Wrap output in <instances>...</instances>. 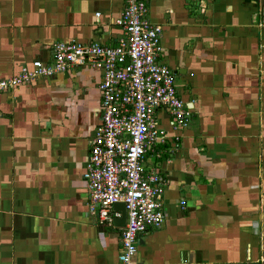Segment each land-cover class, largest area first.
<instances>
[{"label":"crops","instance_id":"0c3cea01","mask_svg":"<svg viewBox=\"0 0 264 264\" xmlns=\"http://www.w3.org/2000/svg\"><path fill=\"white\" fill-rule=\"evenodd\" d=\"M122 6L0 0V79L49 62L55 42L115 45ZM147 16L191 117L172 129L157 109L167 136L145 163L164 178V219L135 260L264 264V0H149ZM100 80L81 65L0 91V264H118L123 226L89 213L83 178Z\"/></svg>","mask_w":264,"mask_h":264},{"label":"built area","instance_id":"2783aa9c","mask_svg":"<svg viewBox=\"0 0 264 264\" xmlns=\"http://www.w3.org/2000/svg\"><path fill=\"white\" fill-rule=\"evenodd\" d=\"M148 1L123 0L114 19L120 28L115 45L73 39L55 42L49 62L34 59L15 75L0 79L3 91L72 66L89 65L101 71L100 122L91 139L83 178L88 211L100 222L111 224L121 215L113 205H125L118 264H140L135 260L138 234L159 227L164 219V178L145 163L146 153L167 136L157 109L168 111L172 129L187 125L191 117V110L177 95L173 71L158 61L161 26L148 18Z\"/></svg>","mask_w":264,"mask_h":264},{"label":"water","instance_id":"95a60500","mask_svg":"<svg viewBox=\"0 0 264 264\" xmlns=\"http://www.w3.org/2000/svg\"><path fill=\"white\" fill-rule=\"evenodd\" d=\"M114 209H118L121 211V215L118 218L114 219V223L119 226H124L125 224V219H126V210H125V205L123 202H117L113 205Z\"/></svg>","mask_w":264,"mask_h":264}]
</instances>
